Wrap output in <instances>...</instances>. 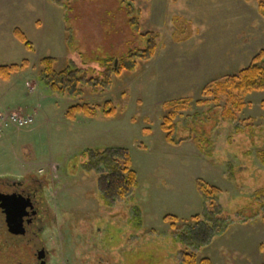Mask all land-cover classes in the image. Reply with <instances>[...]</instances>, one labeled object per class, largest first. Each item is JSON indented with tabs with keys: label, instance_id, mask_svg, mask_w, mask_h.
<instances>
[{
	"label": "rangeland",
	"instance_id": "1",
	"mask_svg": "<svg viewBox=\"0 0 264 264\" xmlns=\"http://www.w3.org/2000/svg\"><path fill=\"white\" fill-rule=\"evenodd\" d=\"M263 3L0 0V66L29 64L0 80V113L21 109L33 117L28 127L2 128L0 175L36 173L55 183L48 194L55 229L41 236L52 264H179L192 253L212 264H264V91L237 94L240 110L226 96L204 93L264 48ZM151 44L152 58L133 56L119 74L110 70L113 60L115 70ZM45 57L55 59L56 71L78 72L72 94L46 88ZM105 103L113 108L108 117ZM76 104L96 116L66 119ZM227 108L233 119L222 115ZM169 117L177 145L162 130ZM106 149L126 150L137 174L126 198L104 199L97 174L84 170L91 153ZM198 182L220 191L215 216L230 224L222 235L203 233L193 220H204ZM31 255L26 249L25 263Z\"/></svg>",
	"mask_w": 264,
	"mask_h": 264
},
{
	"label": "trees",
	"instance_id": "2",
	"mask_svg": "<svg viewBox=\"0 0 264 264\" xmlns=\"http://www.w3.org/2000/svg\"><path fill=\"white\" fill-rule=\"evenodd\" d=\"M67 0H50L54 5L62 7ZM259 8L264 10V3L259 4ZM14 37L22 43L28 51H33V46L26 39L25 35L19 30L13 31ZM154 44L149 45L146 50L138 51L136 55L129 54L124 57L121 64L114 70V60L110 70L116 74L122 70V65L125 59L135 56L141 61H146L154 56L155 52ZM111 60L108 61L110 63ZM55 59L45 57L39 62L41 68L40 79L46 84V88L51 89L54 93L59 94H72L77 88L80 78L78 72L71 70L70 68L63 69L61 71L55 70ZM28 62L22 61L20 64H11L0 66V80L9 81L13 75L24 71L28 67ZM109 65V64H108ZM73 90V92H72ZM264 91V48L260 50L250 61L249 65L241 70L237 75L226 78L222 82H217L208 86L204 93L206 95H223L226 96L227 101L231 106L236 109H241L243 103L238 101V95H248L252 92ZM238 94V95H237ZM179 106V102H176ZM188 102H184L187 104ZM200 103V102H199ZM202 103V102H201ZM173 107H177L176 104H172ZM84 115L86 118H94L96 116V109L88 104H76L71 106L65 112V118L73 121L78 115ZM113 114V108H110L109 103L103 105V115L110 116ZM224 118L230 117L233 119L232 110L227 108L222 114ZM162 130L165 133L166 141L169 144L177 145L180 142L174 141L175 128L172 125V118H166L162 124ZM264 165V159L262 161ZM84 170L94 172L97 174V188L99 195L109 201L116 199H123L130 195V193L137 187V174L132 170L130 157L128 152L124 149H106L103 152L91 153V159L84 165ZM198 193L202 199L204 207V220L201 223L200 217H193V220H198L196 225L201 224L200 231L208 234L210 231L215 235H222L230 224H222L216 218V214L219 213L215 204L220 196V191L211 185L197 183ZM214 208V209H212ZM166 220H171L170 216H166ZM174 220V218H173ZM171 220V221H173ZM264 221V218H263ZM239 224L245 223V221H236ZM209 224V228L208 225ZM174 225V224H172ZM207 226V227H206ZM211 234L209 236V239ZM179 264H212L211 260L203 258L197 260L195 254H184Z\"/></svg>",
	"mask_w": 264,
	"mask_h": 264
},
{
	"label": "flooded vegetation",
	"instance_id": "3",
	"mask_svg": "<svg viewBox=\"0 0 264 264\" xmlns=\"http://www.w3.org/2000/svg\"><path fill=\"white\" fill-rule=\"evenodd\" d=\"M55 183L48 176L0 175V264H52V253L41 239L44 231L54 230L55 209L50 193ZM49 194V195H48ZM32 258L25 263V250Z\"/></svg>",
	"mask_w": 264,
	"mask_h": 264
},
{
	"label": "built area",
	"instance_id": "4",
	"mask_svg": "<svg viewBox=\"0 0 264 264\" xmlns=\"http://www.w3.org/2000/svg\"><path fill=\"white\" fill-rule=\"evenodd\" d=\"M30 91L32 90L31 86H28ZM33 123V117L21 109H16L9 111L7 113H0V133L3 127L8 125L13 126L17 129H22L28 127Z\"/></svg>",
	"mask_w": 264,
	"mask_h": 264
},
{
	"label": "water",
	"instance_id": "5",
	"mask_svg": "<svg viewBox=\"0 0 264 264\" xmlns=\"http://www.w3.org/2000/svg\"><path fill=\"white\" fill-rule=\"evenodd\" d=\"M115 65H116V63H115ZM39 255H38V257H37V259L40 261L41 260V264H44V262H43V254H44V252L43 251H41L40 253H38Z\"/></svg>",
	"mask_w": 264,
	"mask_h": 264
}]
</instances>
